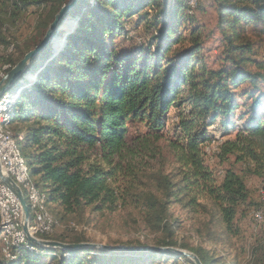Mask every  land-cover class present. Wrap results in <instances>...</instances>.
Listing matches in <instances>:
<instances>
[{
    "label": "trees",
    "instance_id": "16d2710c",
    "mask_svg": "<svg viewBox=\"0 0 264 264\" xmlns=\"http://www.w3.org/2000/svg\"><path fill=\"white\" fill-rule=\"evenodd\" d=\"M67 1L0 0V44H9L4 24L43 6L34 39L18 49L21 59ZM214 1L224 43L216 67L202 53L199 29L180 12L182 0H78L66 14L75 20L60 26L64 39L52 41L55 50L48 44L34 56L27 67L33 80L15 86L10 123L18 149L38 177L44 203L53 205V226L86 212L135 208L146 227L163 233L158 245L171 246L177 220H169L170 207L179 204L192 219L208 211L210 203L220 233L238 234L237 209L249 193L244 176L232 167L218 176L206 161V148L218 141L214 153L220 164L232 158L246 174L264 181V90L259 86L264 62L251 58L252 45L244 38L247 25L264 32V0ZM144 9L156 10L149 24L153 31L147 42L123 48L125 21L135 14L145 20ZM186 23L190 27L183 29ZM248 63L259 65L258 72ZM171 110L175 120L168 136ZM130 123L144 131L128 139ZM162 138L177 165L173 173L154 168ZM49 234L40 237L84 241ZM3 248L2 242L0 264H148L156 257L166 264H193L164 250H63L29 240L18 249ZM191 250L202 264H226L200 246ZM255 251L252 264H264V243Z\"/></svg>",
    "mask_w": 264,
    "mask_h": 264
},
{
    "label": "rangeland",
    "instance_id": "374dc122",
    "mask_svg": "<svg viewBox=\"0 0 264 264\" xmlns=\"http://www.w3.org/2000/svg\"><path fill=\"white\" fill-rule=\"evenodd\" d=\"M89 2L92 3L93 0H89ZM182 2L183 5H180V12H183L189 20H192L193 26H196L199 29L202 37V53L206 57L208 64L213 67L218 66L219 57L224 43L222 42L218 28V12L215 1L182 0ZM45 12L46 10H44L43 6H32L14 22L9 21L4 24V27H2V31L4 35H6L8 43L10 44H0V73L3 74L2 77L20 60L18 49H25L27 43L32 42L34 39L39 20H41ZM155 13L156 10L144 9L141 14L146 17L145 20L135 14L125 21L126 39L121 43L123 48L140 42H147L153 31L152 26L149 24ZM66 20H75V16L66 15ZM145 24H147V27H145ZM189 27V23L182 26L183 29H188ZM244 30L245 40H248L252 45V52L250 53L251 58L254 60H262L264 62V32H261L258 27H250L249 25L245 26ZM57 32L58 34L56 35V38L64 39L66 33L62 29H59ZM49 44L52 45L53 50L56 49L53 43ZM8 57L11 58V60L18 58V61L11 65L12 61H7ZM257 66L259 65L248 63L247 68L253 72H258ZM261 68L262 71L260 72L263 74L264 68L260 67V69ZM34 76V74L26 69V72L19 77L21 79L10 87V92L15 93L18 90L17 87H15L17 84H23L26 81L33 80ZM259 86L264 90V81H260ZM174 120L175 114L174 111L171 110L169 122L165 130V132L168 133L165 135L171 136L173 129L171 122ZM213 126L218 127L219 124L216 122ZM13 127L14 126L10 123V128L15 134V128L13 129ZM143 131L144 128L142 125L138 123H130L127 137L130 139L134 135ZM213 134L216 140L220 139L218 132H213ZM217 142L218 141L213 140L206 148V161L208 165L218 176L221 175L224 168L232 167L237 173L244 176L245 184L249 192L247 202L237 209L235 223L238 228V234L235 236H228L220 233L221 227L217 225V216L210 203H207L206 205V208H209L208 211L203 212L192 219H190V213L185 209H182L179 204H174L169 210V220L172 221L176 219L177 227L175 228L176 230L172 239L175 244L171 246L187 251H192V248L200 246L208 251L210 255L220 256L222 261L226 264H252L254 254H256L255 249L260 246V244L264 243V181L258 177L246 174L243 170V165L241 163H234L232 158L229 161L220 164L214 153L217 149ZM16 143L18 146L19 141L16 140ZM159 144L162 153L158 156V162L154 165V168H162L165 173H173L177 168V165L172 153L167 147L165 138H162ZM21 155L27 166L30 181L34 183L40 191L38 177L32 174L31 168L22 152ZM22 191L25 197H27V190L25 187H22ZM44 204L47 211L54 216L55 212L53 211V205L48 201ZM256 211L262 212L263 217L261 220L257 221L254 218V212ZM56 221L53 230L50 234L48 233L50 238L62 236L69 239L74 236H82L84 238L83 242L103 243L108 245H127L128 243L139 242L143 244V246H157L163 236L161 231L146 227L140 218V213L135 210V208L105 215H91L86 212L81 219L75 218ZM207 227L209 228L207 229ZM29 228L33 235L37 237L43 235L35 230L30 216ZM158 247H164V245L160 244ZM3 256L2 242L0 241V261L5 257ZM156 261L158 263H156ZM137 262L141 263L143 261L138 260ZM149 263L166 264L163 260H160V257H156L154 260L152 259ZM177 264L187 263L179 260Z\"/></svg>",
    "mask_w": 264,
    "mask_h": 264
},
{
    "label": "bare ground",
    "instance_id": "6f19581e",
    "mask_svg": "<svg viewBox=\"0 0 264 264\" xmlns=\"http://www.w3.org/2000/svg\"><path fill=\"white\" fill-rule=\"evenodd\" d=\"M65 20L66 17L61 19L56 32L60 29V26ZM56 32L52 37V41H54V39L56 40ZM2 75L3 74L0 73V78ZM9 89L10 88H7L0 94V162L3 164L4 172L10 175L14 182L20 187L21 191L22 187L26 188L27 197H25L23 191L22 193L25 197L29 216L32 218L35 229L40 233L48 234L53 230L54 220L44 205L43 194L39 192L38 188L29 179L27 166L17 147L13 131L10 128L12 102L16 98L17 91L11 93ZM16 203L18 204V208H20V215L22 217V209L17 198ZM9 212L10 205L8 194L5 193V184L0 178V238L4 244L5 251L10 246L16 249L23 247L26 245V240H28L21 228V219H15V221L10 222V224H5ZM262 217L263 214L261 211L254 212V218L257 221L261 220ZM38 218L43 223L44 227L38 225ZM16 235H18V237H16Z\"/></svg>",
    "mask_w": 264,
    "mask_h": 264
},
{
    "label": "water",
    "instance_id": "95a60500",
    "mask_svg": "<svg viewBox=\"0 0 264 264\" xmlns=\"http://www.w3.org/2000/svg\"><path fill=\"white\" fill-rule=\"evenodd\" d=\"M78 0H68L65 4H63L57 13L54 15L53 20L48 24L44 35L40 39V41L30 50H28L23 57L10 69L8 70L4 76L0 79V94L10 88L14 82L26 72V69L34 56L41 52L49 43H52V37L55 34L56 30L60 25L61 19L66 17V14L73 6L76 4ZM0 178L3 183L7 186V188L15 195L17 200L20 203L22 209V217H21V228L26 235L27 239L36 245L42 248H59L63 250L68 249H77V248H98L105 251H116V250H131V251H149V250H164L171 251L175 253L182 254L189 258L193 264H202L199 257L192 251L182 250L173 246H128V245H108L103 243H94V242H63L54 239H46L34 236L31 234L28 228L29 222V211L28 206L26 204L25 197L20 189V187L14 182V180L10 177L9 174L5 173L0 165Z\"/></svg>",
    "mask_w": 264,
    "mask_h": 264
},
{
    "label": "built area",
    "instance_id": "2783aa9c",
    "mask_svg": "<svg viewBox=\"0 0 264 264\" xmlns=\"http://www.w3.org/2000/svg\"><path fill=\"white\" fill-rule=\"evenodd\" d=\"M0 165H1L2 170L4 171L3 164H1V162H0ZM5 193L8 194L9 205H10L9 216L5 224H10V222L15 221V219H21L20 208H18V204L16 203L15 195L7 188L6 185H5ZM38 225L41 227H44L43 223L39 220V218H38ZM16 237H18V235H16ZM3 250L5 251V247L3 248ZM12 254H14L13 251H12ZM9 255L11 254H8V256Z\"/></svg>",
    "mask_w": 264,
    "mask_h": 264
}]
</instances>
